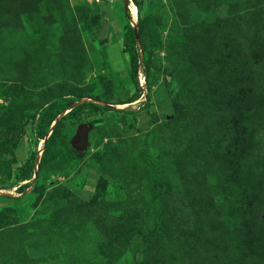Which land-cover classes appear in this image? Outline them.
<instances>
[{
	"label": "rangeland",
	"instance_id": "obj_1",
	"mask_svg": "<svg viewBox=\"0 0 264 264\" xmlns=\"http://www.w3.org/2000/svg\"><path fill=\"white\" fill-rule=\"evenodd\" d=\"M0 264H264V0H0Z\"/></svg>",
	"mask_w": 264,
	"mask_h": 264
},
{
	"label": "water",
	"instance_id": "obj_2",
	"mask_svg": "<svg viewBox=\"0 0 264 264\" xmlns=\"http://www.w3.org/2000/svg\"><path fill=\"white\" fill-rule=\"evenodd\" d=\"M92 125V122H81L77 125L76 131L71 139V143L74 148L82 150L87 146L89 142V132Z\"/></svg>",
	"mask_w": 264,
	"mask_h": 264
},
{
	"label": "trees",
	"instance_id": "obj_3",
	"mask_svg": "<svg viewBox=\"0 0 264 264\" xmlns=\"http://www.w3.org/2000/svg\"><path fill=\"white\" fill-rule=\"evenodd\" d=\"M82 96V94L81 95H79V97H81ZM135 97L133 96L129 101H131V100H133ZM78 99V98H77ZM55 119V116H52L50 119H49V123L50 122H52L53 120ZM141 156L143 157V159L145 160V154H144V151H142V153H141ZM156 180H157V178H156V176H150V178L148 179V181H149V184H151V185H156ZM148 213L149 214H146V215H144V219H148L149 217H152V216H154L155 214H154V212H153V208H152V206H151V203H148Z\"/></svg>",
	"mask_w": 264,
	"mask_h": 264
},
{
	"label": "bare ground",
	"instance_id": "obj_4",
	"mask_svg": "<svg viewBox=\"0 0 264 264\" xmlns=\"http://www.w3.org/2000/svg\"><path fill=\"white\" fill-rule=\"evenodd\" d=\"M136 10V9H135Z\"/></svg>",
	"mask_w": 264,
	"mask_h": 264
}]
</instances>
